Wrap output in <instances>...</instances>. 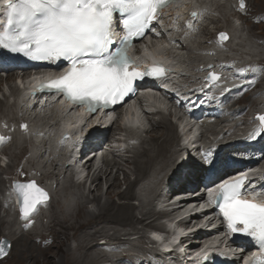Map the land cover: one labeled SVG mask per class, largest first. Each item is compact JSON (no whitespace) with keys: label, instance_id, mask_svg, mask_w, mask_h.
<instances>
[{"label":"snow or ice","instance_id":"6c2138e0","mask_svg":"<svg viewBox=\"0 0 264 264\" xmlns=\"http://www.w3.org/2000/svg\"><path fill=\"white\" fill-rule=\"evenodd\" d=\"M179 0H2L6 8L5 30L0 32V50L22 54L33 61H66L70 67L65 75L41 85V91L63 94L70 103L86 106L90 113L123 104L137 92V82L146 77L160 79L163 67L140 71L132 67L135 61L127 54L133 37H143L152 21L159 22L160 10ZM121 14L127 35L121 46L115 47L113 28ZM195 16L196 14L193 13ZM220 39H227L221 33ZM114 49V50H113ZM255 71V70H253ZM209 80L218 81V75ZM191 103V101H189ZM261 127L249 139H264V115L258 118ZM26 127V125L24 126ZM87 127V126H86ZM102 127V126H101ZM105 132L100 128L89 133V139L102 143ZM234 159L232 152L222 149L203 158L180 161L173 178L177 183L193 179L203 183L209 173L226 168ZM246 177L221 183L216 207L234 236L246 238L247 243L264 250V203L241 199ZM215 182H213L214 184ZM23 197L22 216L25 220L38 210L37 204L47 200V193L35 181L17 184ZM208 187V185H205ZM40 193L43 199L33 196ZM159 239V237H156ZM7 245H0V257ZM207 264V261H205ZM255 264H264L258 260Z\"/></svg>","mask_w":264,"mask_h":264},{"label":"rangeland","instance_id":"374dc122","mask_svg":"<svg viewBox=\"0 0 264 264\" xmlns=\"http://www.w3.org/2000/svg\"><path fill=\"white\" fill-rule=\"evenodd\" d=\"M208 1H209L208 4L210 7V12L211 13L213 12L211 16H214L215 20L213 21V19L211 20V19L205 17V23L207 24L206 25L207 27H203L205 29L199 28V32L196 33L197 36L196 35L195 36L198 38L199 41L203 40V43L202 44L199 43V46H197V47H195L196 43H194L195 46L190 47L191 41L189 40V41H187V43H189V45H190L189 47L187 46L185 48H181V47L176 46V47H173V49H172L173 52L169 53V55L172 57L176 56V60H179V63H182V65L186 67L187 70H185V73L191 74V75L193 74L196 77L199 75V73L196 70V67L198 65L205 63L204 64V66H205L206 62L210 63V64L213 63V64L218 65L217 62L211 61L210 59H208L209 57L206 56L204 51H206L207 46H209L212 42H211V40L205 42L206 40H204V39H206L205 38L206 36L208 37L211 35H215L219 31L227 32L229 34V36L231 37V42L227 45L226 50H224V51L218 50V52L216 53V55H214L213 58L230 57V58H234L237 62H240V63L247 62L251 58L260 59L261 61H264V21H261L260 23H256L254 21L250 22L249 20H247L243 16L241 18L240 15H236L237 13L235 14L234 10L236 7L237 0H225L226 3H224L222 6H219L217 4L218 0H213V1L208 0ZM247 1L249 3V6L251 5L248 8H249V11H251V13L253 12L252 13L253 16H256V15L264 16V0H247ZM251 18L253 20V17H251ZM153 46H154V44L152 43V47ZM149 47H151V46L149 45ZM182 58L184 59V61L181 60ZM8 75L7 76L3 75L2 78L4 80L0 83L1 84V86H0V123L3 120L8 122V120L14 121V120L19 119L20 116L17 114L18 113L17 110L22 112V114H27V116L29 117V123H30L32 128H34L35 126H42L49 119H50L49 121H53V119H51V116L49 115V113L54 115V118H60V116L57 115L56 111L54 112V109H53L54 106L50 107L49 109H47L42 114H38L35 110H31V109L27 108L26 105H24L22 108L18 109L16 99H17V97H19L20 89H22V88L17 87V89H16V86L14 88L12 85H10L8 82H6L5 79L8 80L7 79ZM193 79H195V78H193ZM181 80L184 83L188 80V78H186L185 76H182ZM257 88H259V89H257L255 92H252L249 95H246L247 97L245 96L243 99L240 98L237 101V103L233 105L234 106L233 108H236V109H243L244 108L245 110L244 109L243 110L245 112L246 111L254 112L256 109H259V108L261 109L263 97H261V95H256V93H259L262 91V89H264V76L261 79L260 85H258ZM218 94H220V93H218ZM259 99H260V101H259ZM262 110H264V106L262 107ZM46 112H49V113H46ZM169 112L170 111H168V113ZM164 113H166V112H164ZM251 115L252 114H250V116ZM142 116H143L142 120H143L144 129L149 128L151 125V123H150L151 117H149V119H148L146 115H142ZM166 117L167 116H165L163 114L161 116H159V114H158V115H155V118H153V121H155V120L158 121L159 119L163 118V119H165V121L170 122V123H168V122L167 123L170 126H172V128H173L172 135H173L174 141H172V144L168 147L169 151H168V153L166 152L168 155L167 158L161 159L158 162L159 164L157 163L158 166L161 164L164 165V163L166 164L167 162H172V160H174L178 155L175 151L176 143L178 142V139H179L178 133L176 131L175 125L173 123H171L170 120H166V119H169ZM57 120L58 119H56V121ZM249 120L250 119H248L247 116H237L236 119H230L227 121H223L221 123L211 122L210 126H211L212 130H215L218 133L221 130H224L226 132L229 128H231L230 132L233 135H239L238 138L239 137L245 138L249 135L246 132L249 130L250 126L252 125V123H250V124L248 123ZM56 121L54 120L53 122H56ZM242 121H244V123H241ZM16 124H17V122H16ZM54 127H55V125H53V128ZM152 128H153V124H152ZM152 128H150L149 130H152ZM132 130H133V132H136L134 129H132ZM143 130H142V132H143ZM196 130L197 129H195V131ZM193 133H194V131H193ZM113 134H114L113 136H116V137L120 136V135H115V133H113ZM145 135L143 134V136H145V137L141 141V143L133 148L134 151L128 150L129 152L126 153V151H116L115 150V153L113 154L112 150H114L115 148L113 146H110V145H105L100 149L98 156L95 157L96 158L95 164L99 163V166L104 165L103 164L104 159H106V158L111 159L114 157L113 161H111L112 162L111 166L114 167L113 168V175L117 174L119 176V178L121 179L122 184H121L120 189L122 191L126 190V187H127V184L125 183V181L123 179L125 173H128V176L130 177L131 180H134L136 177L134 170H133L134 167L132 164H128V161H133L134 159H138L139 155L137 152L141 151L144 147H152L153 146L151 144L150 136L148 134H145ZM201 135H202V132H201ZM211 136L215 140L219 139V137H216L215 135H211V133H207V135L205 134L201 137V141L202 142H208L210 140L211 142L215 143V141L213 139H210ZM228 136L234 137V136H231L230 133H228ZM113 140H114V138H113ZM46 147H47V145H46L45 140H43L42 142H36L33 139H25L24 137L21 138L19 136V138H17V140H15V142L8 147V149L4 153L3 157L1 158V161H0V179L2 178L5 181V185L9 184L11 182V180L13 179L12 176L17 175V177H18L19 175H21L22 176L21 179H23L24 176L26 175V173H22L21 167H26L28 169L29 173H31V174L35 173V176H37L40 179H43V181L45 182V183H42L43 187L45 189L46 188L48 189L49 194H51V201L52 202L50 201L51 203L45 209H42L41 213L39 214V217L37 218L35 225L31 229V232H30V230H27V232H29V233H28V235H25L24 238H25V240H27L31 244L35 245V247H36L35 249H37V250L41 249L43 252L45 251L44 252L45 254L43 253L45 256H47V257L51 256L52 257V255H54V253L57 251V249H56L57 248L56 234L60 233V231L62 229L61 225H60V219L62 217H64L65 214H67V213L75 212L78 205L81 204L82 202H85L86 200H92L93 196H92V193L89 192V190L91 189V192H92L94 190L95 185L91 184V180L87 176L88 175V169H86V168L80 169L81 170L80 172L81 173L83 172V174L79 175L78 177L74 176L72 168L65 167L66 159L63 157V155L61 157L60 156L54 157L57 159L54 162L51 160L49 161L48 158H50V154H46V156H44L43 149H46ZM29 152H31V155L29 154ZM132 152H134L133 157H132ZM152 153H154V152H152ZM101 154H102V156H100ZM112 155H113V157H112ZM259 166L264 168V160L262 161V163ZM151 167L147 168V173H149V171L154 168L153 166H151ZM24 172H26V171H24ZM44 175L46 176L45 178L42 177ZM101 176H102V183H103V191H105L107 188V184H106V180H105L106 175L102 174ZM46 183H48L50 186H46ZM1 188H2V192L0 191V198H1V200H4L5 202H4V207H2V208L0 207V212H1V215L7 220L8 224L6 225V227H4L5 235H0V245H5V244L7 245V247L5 249L6 254L4 256L0 257V264H7L8 263L7 257L9 256V252L11 250V243H12L11 238L12 237L15 238L17 236H20L23 233L22 224L24 223V220L22 218L18 217V213L15 212L11 206L7 205L6 207H8L7 208L8 211L6 210L5 205L10 203V198H7V199L3 198V192H4L5 187H2L0 185V189ZM150 188H152V187H150ZM50 189H51V192H50ZM137 189H138V191L136 190L137 196L132 198L131 202L136 206V208L134 209V214L136 216L137 215L140 216L141 211H147L150 209H154V205L152 204V200H153L152 197L156 196L157 191L153 194H149V192L146 193L145 191L140 190L138 187H137ZM140 194H142V195H140ZM141 196L143 198H145L144 200L147 201V202L144 201L145 203L151 202V205L146 204V207L140 206L139 202L141 200ZM103 200H104V198H103ZM115 200H117V197H115ZM85 209L89 210L90 212L95 213L97 210L96 203H94V204L89 203L87 206H85ZM139 210H141V211H139ZM156 217L157 218L159 217L157 211L152 217H149L144 222L145 223L154 222L151 220L155 219ZM55 219H56V221H55ZM100 224H101V226H100ZM135 224H136V225H134L135 227H139V226L141 227V225L139 223H135ZM104 225L105 226L108 225V226H106L107 230L105 229V233H104V237H106V239L111 238V240H112L116 235L121 240H124L127 236L130 235V233H133V231H134L132 229L133 227H131V226H116L115 224L113 226H111L112 224H106V223H104ZM104 225H103V223H99L98 221H96V222L90 224L88 226L89 228L88 227L83 228L80 231V233H84L85 231H87V232L93 231L94 232L95 231L94 229L100 228ZM107 227H109V228H107ZM146 228L147 227L145 226V229ZM145 229H143L144 235H145V237L143 236L144 238L139 237L138 234H135V233L132 234L133 237L135 238V239L132 238V239H134L132 241H134V243L138 247H140L141 245L144 246V244L146 246H148V243L150 245H152V243H150L149 239L147 238L148 235H147V231ZM11 230L13 231V234L10 232ZM24 231H26V230H24ZM82 231H84V232H82ZM114 233H118V234L120 233V236L117 234H114ZM64 238L65 237L61 234V239H64ZM102 238H103L102 236H99V237H97V240L92 241V243H91L92 246L95 247V249L93 248V250H95L96 252L99 251L98 246H96V245L98 244V242L102 243L101 242V241H103ZM193 240H196V237L193 238ZM141 241H142V244H140ZM77 244H78V239L73 238L69 241V245L73 248L76 247ZM124 246H127V244ZM100 249H103V247L100 246ZM132 249L133 248L131 247L130 250H132ZM134 249H137V251L140 252L141 248L135 247Z\"/></svg>","mask_w":264,"mask_h":264},{"label":"bare ground","instance_id":"6f19581e","mask_svg":"<svg viewBox=\"0 0 264 264\" xmlns=\"http://www.w3.org/2000/svg\"><path fill=\"white\" fill-rule=\"evenodd\" d=\"M0 3H2V0H0ZM224 3H226L225 0H218L217 1V4L219 6H222ZM204 5H205V7H204ZM250 6H248V7H250ZM171 7H172V9H171ZM192 7L198 8L200 10L204 9V8L205 9L209 8L208 2H206V0L205 1H203V0H180L176 4H170L167 7L168 8L167 10L168 11L171 10L170 16L173 18V20L177 21V19H179V17H177V16H180V12L185 13L187 11V13H188L190 11V9H192ZM234 12H235V14L237 13L236 15H240L241 18L243 16L244 18H246L250 22H253V21L255 22L257 20L256 16H259V15L253 16V14H252L253 12L251 13V11H249V8L245 12L238 11V10H234ZM260 16H262V15H260ZM251 17H253V20ZM209 19H211V20L213 19V21L215 20L214 16H211ZM170 24L171 25H180L178 23L175 24L174 21H171ZM206 25L207 24H204L203 27H207ZM203 29H205V28H203ZM176 32H177V35L179 37L184 35V34L186 36H188L189 34L190 35L194 34V32L190 29V27H187L186 30L183 28H182V30L174 29V34H176ZM196 36L191 40V45L193 47L195 46L194 43H196L195 47L199 46V43L200 44L203 43V40L199 41ZM205 38L206 39L203 38L204 40H206L205 42L212 40L211 36H208V37L206 36ZM229 42H231V39ZM181 46H182V48H185L187 46L189 47L188 44H185V45L182 44ZM212 47L214 49H216L214 47V45H212V43L209 46H207V49L211 50V49H213ZM149 49L155 55H160V54L166 55L168 57V59L171 60L172 69H173L174 74L176 75L177 78H182V76H184L183 73L185 70H187L186 67L183 66L182 63H179V60H176V56H173L172 58L169 57L170 56L169 53L173 52V50H172L173 47H170V44L168 43V41L160 40V41L156 42V44H154V46L150 47ZM217 52L218 51H210V52H207L205 54L207 57H209L208 59H210L212 61L214 55H216ZM211 54L213 55L212 57L210 56ZM181 60L184 61L183 58ZM253 60L257 61L258 63H264V61H261L260 59L253 58ZM216 66H217V64H213V63L210 64V63L206 62V65L203 66L204 68L201 69L200 72L197 71L199 73L198 76L201 79H203L204 74L209 69H212L213 67L216 69ZM14 76H15L14 73L9 74L7 77L8 80L5 79V81L8 82L10 85H12L15 88V84L9 82L15 78ZM3 80H4L3 78L0 79V83ZM180 84L184 85L185 87L192 88V89H188V88L181 87L180 90L185 91V92L186 91L192 92L198 88L203 87V80H199V81L193 80V81H191V84H189V85H187L185 83H180ZM169 87L172 88V90L175 91L177 94H179V86L175 87L172 84H170ZM223 91H224V89L221 90V93ZM218 93H220V92L213 94L211 99H214V98L218 97L219 95H221V93L220 94H218ZM20 94L21 93H19V97H20ZM160 94L164 95L161 92H160ZM148 97H150L153 100H156L158 104L162 105L165 109V112H167V109L169 110L170 105L171 106L173 105L172 106V113L174 114V112L176 111L177 114H180V112L177 109L174 111L173 107L176 106V108H178L179 110H181V108L183 107L182 102L176 101L175 98L172 96H168V97L161 96L159 98H156L154 92H152V94H148ZM193 100H195L194 102L197 103V98L195 95H191L189 97V101H193ZM259 101H260V99H259ZM224 105L225 104L222 103L219 108L222 109L225 113H229L230 111H233V110H234L233 112H236L238 110L236 108L233 109V108L229 107V105L228 106H224ZM57 106H58V114L57 115H59L61 118L67 119L68 121H73V119L77 115V112L69 114V115H65L66 116L65 117V116H63V113H62L63 107L59 106V105H57ZM154 113L159 114V116H161L163 114V115L167 116L166 118H169V114L164 113L161 110H158ZM144 115H146L147 118L149 119L148 114L144 113ZM142 118H143V116L138 117V119H140L141 122L143 121ZM166 120H170V119H166ZM202 121L203 120H199V122H202ZM167 122L168 121H165V119H163V118L159 119L158 121L157 120L151 121L150 127L145 128L143 130L144 135L148 134L150 136L151 144L153 146L152 147H144L141 151L137 152L140 159L138 158V159H134L133 161H128V164L133 165V167H134L133 170H134L136 177L134 180H131L130 177L128 176V173H125L123 179H124L125 183L127 184V187H126V190H124V191H122L120 189L122 181L119 178V176L117 174L113 175V168L114 167L111 166V163H112L111 161H113V159H114L113 155H112L113 158H111V159L106 158L103 160V164H104L103 166L104 167L103 166H98V167L95 166V161H96L95 157H91V158L87 159L84 163L85 168L88 169V175L87 176H88V178H90L91 184L95 185L94 190L92 192H91V189L89 190V192L92 193L93 198H92V200H86L85 202H82L81 204L78 205L75 212L67 213V214H65V216L63 215L64 217H62L60 219V225H61L62 229H61L60 233L56 234V239H57V248L56 249H57V251L54 253V255H52V257L51 256L47 257L44 255L45 251L43 252L41 249H39V250L35 249L36 248L35 245L31 244L30 242H28L24 238L25 235H28L29 232H27V230L26 231L23 230V233L20 236H17L15 238L12 237L11 238L12 240L10 239L12 241V243H11V250L9 252V256L7 257V262H8L7 264H101V261L103 259L112 260L114 262V264H121L122 262H124L125 264H145V263L147 264L148 259L146 257L140 255V254H136V253H138V252H136L137 249H134L135 247L141 248L140 251L145 252V251H147V249H146L147 246L141 245L140 247H138L134 243V241H132L135 239L132 234L135 233V234H138L139 237H143V236L145 237L143 229H145V226H146L147 228L145 230L148 232L149 228L157 226L154 223L155 220L157 219V217L155 219L151 220L154 222L145 223L144 221L146 219H148L149 217H152L156 213V211L158 212L159 216L169 212V211H159L156 209V207H155L156 202H154L156 200V198L160 197L164 201H169L171 199V197L177 196L180 193L179 190H181V189L177 190V189L172 188L173 186H175V179L173 178V174H174L175 169L179 163L180 157L178 158V155H177V157L174 160H172V162H167L166 164L164 163V165L161 164L158 166V164H159L158 162L161 159L167 158V156H168L167 153L169 151L168 147L172 144V141H174L173 135H172L173 128H172V126H170L168 124L170 122H168V123ZM179 122H182V121L179 120ZM197 123H198V121L196 122L194 120L195 126H197ZM152 124H153V128H152ZM14 125H17L15 121H14ZM68 126H70V125H67V127ZM150 128H152V130H149ZM114 130H117V128H112L109 132H107L105 134V138H104L103 142L100 143L99 145H97V147H96L97 150H100L105 145L111 146L112 138H114V136H113ZM253 132H256V130H254ZM12 136H13V134H12ZM145 136H142V135L140 136V142L137 145H139L141 143V141L144 139ZM115 140L120 142L119 139H115ZM14 142H15V140H14ZM261 142H263V140L262 141L256 140L253 144H251L252 147H255V148H253V151H255L256 153H259L258 152V150L260 149L259 144ZM230 143H228V144L224 143V145H221L220 148L223 151L228 152L229 151L228 145ZM92 145H93V143L90 144V146H92ZM137 145H133V148ZM224 146H228V147L224 148ZM133 148H132V151H134ZM178 149L179 148H178L177 143H176V147H175L176 153L178 152ZM95 150L96 149H94L93 152H95ZM115 150L117 151V150H122V149L118 148V149L112 150L113 154L115 153ZM244 150H248V148H244ZM127 152H129V151L127 150L126 153ZM152 152H154V153H152ZM133 153L134 152H132V157H133ZM261 156H262V154H261ZM189 161H191V160L189 159ZM262 161H263V158L258 157L255 160V165H253V167H255V166L259 167V165L262 163ZM150 165L153 167L155 165L156 166L153 169H151L149 171V173H147V168L151 167ZM23 170L27 171L25 169H23ZM171 170H172V172L174 171L172 176H171L172 179H170V181L173 183L169 185L170 186L169 191L167 192L168 188H166L163 190V194L161 193L162 194L161 195L160 189H162L161 187L163 185V181H164L165 177H167L169 175V172ZM254 171H255V169L252 170V168H250L249 174L251 176H254ZM102 174L106 175L105 180H106L107 188L105 191H103V183H102V176H101ZM159 174H161V177H159ZM12 177H13V179L9 183L10 185L14 179L18 178L17 175L12 176ZM42 177L45 178L46 176L44 175ZM30 178L36 179L37 182L40 180V182H38V183H40V185H42V188H44L42 183H45V182L43 181V179H40V178H37L34 176H30ZM142 180L144 182L146 180H150L148 182V184H143V189H142L143 191H145L146 193L149 192V194H153L157 191L156 192L157 194H156L155 198L152 197V199L154 198L152 200V204L154 205V209H150L147 211L139 210V211H141L140 212L141 215L136 216L134 214V209L136 208V206L131 201H132V198L137 196V191H138L137 186L140 184V182ZM195 181L196 182H193V181L185 182L184 184L190 183L191 186H196V184L198 183L197 182L198 180L195 179ZM144 182H142V183H144ZM259 183H261L263 185H261ZM9 184L5 185V181L2 178L0 179V185L2 187H5L4 191L9 189V187H8ZM184 184H183V186H184ZM46 186H50V185L48 183H46ZM150 187H152V188H150ZM261 187L264 188V177L262 180L258 181L257 190L255 191V194H254V196L259 198L260 201H263L264 200V192L261 193V190H259V188H261ZM45 190L48 191L47 188ZM0 191L2 192V188L0 189ZM50 192H51V189H50ZM168 193H169V196H168ZM49 195L51 197V194H49ZM140 195H142V194H140ZM115 197H117V200H115ZM103 198H104V200H103ZM144 199L145 198H143L141 196V200L139 202L140 206L146 207V204L151 205V202L145 203L144 201H146V200H144ZM89 203H91V204L96 203L97 210L95 213L90 212L89 210L85 209V206H87ZM47 205H48V203L39 204L37 209L39 210L40 208L45 207ZM184 206H185V204L182 203L179 207L173 209L171 211V213L172 212L177 213L178 211L182 210L184 208ZM0 207L1 208L4 207V201L1 200V198H0ZM6 210L8 211V209H6ZM38 210L34 214H36L38 212ZM55 221H56V219H55ZM96 221H98L99 223H103V225H104V223H106V224H112L111 226H113L114 224L116 226H131V227H133L132 229L134 231H133V233H130V235L127 236L124 240H121L118 236L115 235V237L112 239L113 241L111 240V238L106 239V237H104L105 229H106V226H108V225H106V226L104 225L100 228L94 229L95 230L94 232L93 231L92 232L82 231L84 233H80V231L83 228L88 227L90 224H92ZM135 223H139L141 225V227L140 226L135 227L134 226V225H136ZM7 224H8L7 220L1 215V212H0V235H5L4 227H6ZM100 226H101V224H100ZM107 228H109V227H107ZM10 232L13 234L12 230ZM30 232H31V230H30ZM61 234L65 237L64 239H61ZM114 234H117L120 236V233L119 234L114 233ZM170 234H171V231H166V236L170 235ZM198 235L199 234L196 233V235H195L196 240L198 238ZM200 235L205 238L208 235H210V233L209 232H202V233H200ZM99 236L103 237L102 238L103 241H101L102 243L98 242V244L96 245V246H98V249H99V251L96 252L95 250H93V248L95 249V247H93L91 243H92V241L97 240V237H99ZM157 236L161 237L163 235L158 233ZM73 238L78 239V244L74 248L69 245V241ZM132 238H134V239H132ZM147 238L149 239L150 237L147 236ZM193 238L194 237H192L191 239H193ZM193 242L195 243V241H193ZM150 243H152V241ZM126 244H127V246H130L133 249L130 250V249L124 248L123 245H126ZM140 244H142V241ZM100 246H102V247L105 246V248L112 249L116 253L109 254L108 252L104 251L103 249H100ZM117 251H119V252L117 253ZM151 252L152 251H150V253Z\"/></svg>","mask_w":264,"mask_h":264},{"label":"water","instance_id":"95a60500","mask_svg":"<svg viewBox=\"0 0 264 264\" xmlns=\"http://www.w3.org/2000/svg\"><path fill=\"white\" fill-rule=\"evenodd\" d=\"M221 33L226 34L225 32L222 31V32L219 33V36H220ZM226 36H227V34H226ZM31 181H34V180H31ZM31 181H16V182H14L15 188H16L18 194H19V199H20L21 207L23 206V204H22L23 197L21 196L20 192L18 191L16 185H17V184H27V183H29V182H31ZM36 185H37L40 189H42L43 192L47 193V197L49 198V194H48V192H47L44 188L40 187L37 183H36ZM32 195H33V196L40 197V199H43V196H42L40 193L33 192ZM48 198H47V199H48Z\"/></svg>","mask_w":264,"mask_h":264}]
</instances>
